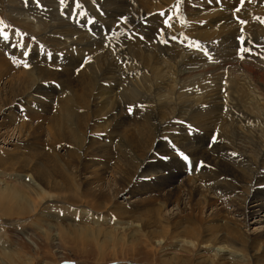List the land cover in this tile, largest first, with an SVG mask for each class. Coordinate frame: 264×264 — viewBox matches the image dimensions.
Here are the masks:
<instances>
[{"label":"bare ground","instance_id":"obj_1","mask_svg":"<svg viewBox=\"0 0 264 264\" xmlns=\"http://www.w3.org/2000/svg\"><path fill=\"white\" fill-rule=\"evenodd\" d=\"M47 1L52 3V0ZM114 1L116 9L125 8L130 2L125 0L126 4L120 5L119 0ZM139 1L145 9L148 8L151 15L155 13L154 10L159 9V6L153 5L150 0ZM161 2L170 11L177 10L178 7L180 14L195 16L207 13L208 10L209 18H214L213 25L211 20L207 19L208 28L220 30L221 33L224 31L219 27L217 29L218 23L224 24V30L231 33L234 32L232 27L239 23L241 35L247 37L244 28L247 20V25L251 28L264 29V22L252 10L255 5L256 8H261L262 6L258 5L263 3L255 0H246L245 4L242 0H235L234 7L229 5V0ZM132 3L136 4L137 0H132ZM51 11H48L45 19L35 13V21L31 19L33 22L18 14L15 16L18 21L15 22L32 24L27 32L44 38L48 32L62 28V17L57 16L59 13H56L55 8ZM228 11H231V14ZM46 13L45 11L44 14ZM182 26L168 29V25L162 30V34L177 40L182 38L181 34L188 32L183 31ZM194 34L201 40L199 33ZM148 38L145 39L149 40ZM187 38H184L185 43L181 45L165 48L159 46L162 54H168V49H172L174 56L179 57L178 61L172 59L169 54L168 60L172 62L162 58L156 60L155 55L148 58L151 61V64H148L151 71L157 70V63L167 65L160 75L165 78L163 87L154 81L149 82L151 77L145 78L144 75L148 77L145 71L144 75L140 73L141 64H137L135 60L130 62L129 54H125L119 62L116 61V65H123V68L131 65L136 68L130 70L138 81L130 78L131 75L128 78L127 74H123V79L130 81L129 89L125 86L128 85L125 81L122 83L121 77L113 79L117 86L124 85L132 99L131 108L116 104L107 113L103 111L106 101L102 103L95 115L100 116L99 128L105 131L103 133L100 130L101 134L103 133L101 137L92 138L88 137L85 127L89 116L81 115L77 125L70 120V116L78 114L73 106L74 98L80 100L81 105L89 107L88 96L95 85V81L89 76L96 66L92 65L93 60L86 59L84 65H80V79L78 85H74L70 84V75L66 76V71H54V74L53 70L57 68L41 69L35 62L31 69L26 70L25 68L30 66L29 57L32 55L25 58L21 49L10 51L5 45L0 46V215L7 220L13 216L33 217L34 222L50 218L58 220L61 218L60 212L64 220H67L65 217L68 215L77 216L79 219L76 222L83 227H67L73 230V240L83 244L92 241L99 251L103 247L100 248V244L108 243L113 238H116L113 243L120 241L123 245L128 244L129 240H135V237L146 241L154 240L157 244H164L171 239L176 246L181 243L192 250L198 249L200 245L205 251L209 248L210 255L221 257L222 262H228L232 257V264H244L248 260L252 264H264V73L253 68L251 60L237 62L244 72L245 79L240 74L236 75L235 65L225 68L227 62L218 57L221 56L220 52L230 56L229 52L226 49L223 51L224 48L221 47L231 44L228 37H220L211 42L212 44H206L201 50L197 47L201 42L190 40V45H187ZM232 44L238 48L243 47L241 43ZM34 47H37L36 44L31 52ZM5 49L9 52H4ZM206 49L216 58L212 65L208 64V57L211 56L204 52ZM67 53L66 57L70 56L69 52ZM253 53L250 55H254ZM136 57L141 58L142 53ZM261 62L255 61L258 65L262 64L264 70V60ZM179 63L194 67L197 75L192 79L188 77V80L176 72L174 74L167 70H173ZM18 67L21 69L14 72ZM146 68L148 67L143 66L144 70ZM107 74H102V71L99 73L98 85L102 86L105 84L101 83L102 81L110 80ZM168 75L173 76V80L169 79ZM131 79L135 84L131 83ZM39 81L48 85L58 81L61 87L69 85L66 88L68 94L62 96V100L52 103L51 105L56 107L49 108L48 113L47 110H42L38 98L40 89L47 85L41 86ZM205 92L207 100L204 101L199 95H204ZM67 95L70 98L65 97ZM53 96L49 103L57 97ZM137 97L138 100H133ZM247 97L253 99L249 107L243 103ZM20 100L25 102L21 103ZM198 103H206V106H203L208 108L197 110L195 105ZM57 105L62 108L61 113L55 111ZM139 105L141 108L147 106L143 108L147 117L141 116ZM134 107L138 108L135 114L140 116L139 118H128L127 122L114 125L121 119V115H124L123 110L130 109L134 112ZM193 107L195 109H192ZM163 108L167 110L161 111ZM163 112L169 115L162 116ZM20 113L26 116L23 122ZM185 119L187 123L198 119L205 123L204 125L207 124L208 140L192 144L183 133H177L174 127L186 124V121H182ZM33 122L36 124L31 125ZM87 130L94 132L88 125ZM252 132L254 134H251ZM160 137L163 139L160 140ZM234 137L239 138L241 146L234 143ZM93 144L101 155L96 152ZM46 146H50L51 152L45 149ZM59 149L63 151L59 153ZM173 149L179 152L175 156L171 152ZM181 155H184V160L188 157L193 171L182 167V161L179 160ZM94 156L99 157L91 159ZM198 160H203V165L199 166ZM190 173H194V177H188ZM121 198L128 201L129 207L120 202ZM40 224L36 225L37 230L45 240L51 239L52 245L57 244L56 236H70L69 232H65L68 229H63L65 227L56 229ZM118 224L120 226H115ZM251 224L258 225L253 232L248 231ZM24 234L27 235L19 233L18 236Z\"/></svg>","mask_w":264,"mask_h":264},{"label":"rangeland","instance_id":"obj_2","mask_svg":"<svg viewBox=\"0 0 264 264\" xmlns=\"http://www.w3.org/2000/svg\"><path fill=\"white\" fill-rule=\"evenodd\" d=\"M108 1L109 0H79V1L78 0H52L51 1L52 3H48L47 0H0V36H1L0 46L5 45L9 50L21 49V52L24 53L25 58L28 57V53L29 55H32V57H29L30 66L26 67L25 68L26 70L31 69L33 67V64H35V62L37 63L36 64L37 66L41 67V69L48 70L50 68L51 69L57 68V69H54L53 72L54 71H59V72L66 71V76L70 75V78H69L70 84L72 83L74 85H78V82L80 79V77L78 76L81 73L80 65L83 66L84 61L86 59H89L91 61L93 60L91 63L92 65H96V66L93 68L94 70L89 74V76L93 81H95V85L90 95L88 96V101H90L89 107H86L84 104L81 105L79 103L80 100H78L77 98H74L73 106H74L75 111H77L78 114L77 115L72 114L70 116V120L76 125L80 123L79 121L81 119L80 118L81 115L85 114L89 116L90 119L87 122L88 124L86 123L85 127H86V132H88L87 134L88 137L91 136L90 138H92V136L101 137V135H103L104 133L103 131H105V129L99 128L98 120L100 119L99 118L100 116L95 115V111H99L102 103L106 101L103 111L107 113L111 110V108H114L116 104H122L124 106L131 108L130 104L132 103V99H130V97L128 96L129 94L125 90L124 85L122 87H119L113 83V79L119 78V77H121V81L123 83V81H125L123 79V74H127L128 78L130 77V75H131L130 78H134L133 72L130 70V69L132 70L136 69L134 66L131 65L127 68H123V65L121 66L116 65V61L119 62V60L125 57V54L130 55V62L132 60H135L137 64H141L142 71H140V73L143 74V71L147 72L148 77H146L144 74L143 75L145 78L151 77L149 79V82L154 81L155 83L158 84V86L160 87L164 86L163 84H164L165 78H162L160 75L161 73L165 71V67L167 65H165L164 63L158 64L156 61L157 70L155 72L153 70L151 71L149 69L150 67L148 66V64H151V61L148 60V58L150 57V55H155L157 56L156 60L158 58L168 60L169 58L168 54H169L170 57H172V59H175L178 61L179 57L174 56L172 49L170 50L168 49V54L167 53L162 54L159 51V46H161L162 48H165V47H170V45H181L185 43L183 37L177 38V40H174L172 37L162 34V30L168 25H170L168 29H176L177 26L180 27L183 24L182 26L183 31L184 30L188 31L186 32V34L189 35L187 36L188 37L187 40L189 42L187 45H190L191 43L190 40L197 42V43L201 42V43H198L197 45V47H200L199 48L200 50L202 48H205L204 46L206 44L211 43L220 37H228V41L231 44L228 46L221 45V47L224 48L223 51L227 50L230 56H227V54L225 55V52H220L221 56L218 57V59H223L224 61L227 62L224 65V67L229 68L230 65L232 66L235 65L236 75L240 74L242 78H244L243 77L244 72L243 70L239 68L240 66H238V63L240 61L246 62V61L251 60V62L253 61L252 63L254 64L253 68L264 73L262 64L258 65L255 63V61L262 63L261 60H264L263 58L264 57V29L255 30L251 28L249 25H247L248 20L246 21V25L244 27L246 31L245 34L247 35V37H243L239 31V27H238L239 23L238 25L232 27V30L234 31L233 33H231L230 31L224 30L226 26L224 24L221 25L220 23H218L216 27L217 29L218 27L221 28L224 31L222 33L220 32V30L219 31L211 30L210 28H208L207 26L208 25L207 19L209 18V15L207 14L208 10H207V13H202L200 15H195V16L192 14H182V13L180 14L178 7H177V10L170 11V10H167L166 7L163 6V3L161 2V0H150L152 3H154L153 5L159 6V9L154 10L155 13L151 15V13L148 12V8L145 9V7L142 6L139 0H137L136 4L132 3V0H130L129 5L131 6L126 5L124 6L125 8H122V9L115 8L116 4L114 0H110L109 1L110 3ZM159 1H160V4H158ZM245 1L242 0L244 4H245ZM255 1H258L259 3L261 2L263 3V5H258L259 7L262 6L261 8H256V5H255L253 6L252 10L258 16V18L260 17L259 19H261L264 22V15H263L264 14V0L263 1L255 0ZM102 2L105 3L106 6ZM108 3H109V7H108ZM118 3L120 5H123V4H126V1L119 0ZM235 3H236L235 0H229V5L234 7ZM81 5L83 6V8ZM54 8L57 11L56 13L57 14L59 13L57 16L62 17V18L59 17L62 19V23H61L62 28L60 29L56 28L53 31L48 32L46 34V37L44 38H41L40 36H36L30 32H27V29L29 27H32L31 26L32 24H29V23L17 24L15 22V21H18L17 19H15V16H17L18 14H20L22 18L25 16L28 17V19L31 22L35 21L34 19H36L35 13L39 14L40 18L45 19V16L48 15V11L52 12L51 10H53ZM111 8L113 10H111ZM45 11L47 12L46 14H44ZM79 11L81 12L79 13ZM190 11L192 12V10ZM195 11L197 10L195 9ZM228 13L231 14V11H228ZM213 20L214 18L213 19L209 18V21L212 23V25L214 23ZM80 22L83 23L82 26ZM67 23L68 24L70 23L69 24L70 26ZM195 24L196 26L194 27L193 25ZM185 25L186 27L184 29ZM208 30H210V32ZM204 31L207 33L205 34ZM56 33H59V34L57 35ZM194 33H196V35L199 33L201 40L200 38L196 37ZM213 34L214 35L216 34V35L214 36ZM31 35H33L34 37ZM241 36L242 38H240ZM67 37H69V39ZM145 38H148L149 40H146ZM85 42H87V44ZM132 42H134V44ZM232 42L241 43L243 47L238 48L235 44H232ZM29 43L31 46L29 45ZM34 44H36L37 47H34L33 51L31 52V49L33 48ZM74 45H77V46L75 47ZM38 46L41 47V49L43 50L42 52L38 51L39 50ZM88 46H91V48ZM27 47L29 48L28 52H27ZM25 52L27 53L25 54ZM67 52H69L71 57L69 55L66 57L65 53ZM197 52L200 53L199 50ZM204 52L208 53V55L213 58L212 52H209L207 49ZM252 52H254L253 53L254 55H250ZM139 53H142L141 58L136 57V55ZM245 54L248 57L246 56L244 57ZM80 56L81 57L83 56V57L81 58ZM211 57H208V64L210 65H212L214 63V60L216 59V58L212 59ZM10 59H11V56H10ZM168 61L172 62L170 60ZM52 64L55 65L56 67H53ZM143 66H146L148 68L144 70ZM64 67L66 68V70H64ZM170 67H173V66L170 65ZM192 68H193V71H192ZM20 69L21 67H18L14 70V72L19 71ZM167 70L174 74L177 73L180 76H182V78H185V79H188V77L192 79L193 77L197 75L196 69L194 67L187 65V64H182V63H179L176 66H174L173 70L169 68ZM101 71H102V74L104 72H107L108 73L107 76L108 78H110V80L107 82L102 81L101 83H105L102 86L98 85L99 83L97 82V80L100 78L99 73ZM168 78L173 80V76L168 75ZM134 79L138 81L137 78H134ZM206 79L208 80V76H206ZM131 80H132L131 83L135 84V81L133 79ZM57 82L58 81H56V83ZM125 82L128 84L125 86L127 87V89H129L130 81L128 80ZM56 83L48 85V84H42V82L39 81V84L41 86L47 85L45 88L44 86L43 88L41 87L42 89H40V92L38 94V98L40 100L39 101L40 106H42L41 108L43 111L47 110L46 113H48L49 108L55 109L56 105H51L52 103H56V101L59 99L62 100L63 99L62 96H64L65 94H68V90L66 89L69 86L68 84H65L63 85V87H61V85H59L58 83L56 84ZM63 88H65L64 91H63ZM207 90H208V87H207ZM165 93L168 94L166 90H165ZM207 94H208V91H207ZM207 94L205 92L204 95H199V96H202L203 100L205 101L207 100L206 98ZM52 96L53 97L57 96L58 98L55 97L49 103L48 101L50 100ZM65 97H69V95ZM138 99L139 97L134 98L133 100H138ZM20 102L23 103L25 101L20 100ZM252 102H253V99L248 98V97L247 99L243 100V103L246 107H249V105ZM203 105L206 106V103H200V105L198 103L195 105V108L197 110L199 108L201 109L208 108V107H204ZM139 106H140L139 107L140 109L134 107V112L131 111L130 109L123 110L124 115L123 116L121 115V119L118 120L114 125H118L122 122H127L128 118H132V119L139 118L140 116H137L135 114L137 109L142 112L141 114L142 117H147V113L144 114L145 110L143 109L147 106H143L142 108H141V105ZM57 107L58 108L55 111H57V113L59 112L61 113L62 108L58 105ZM195 108L193 107L192 109H195ZM165 110H167V108H163L161 111H165ZM55 111L53 110V113H55ZM22 114H20L21 121L26 118V116ZM161 115L167 116L169 115V113L163 112L161 113ZM262 116H264V114ZM203 117L206 118L207 116H203ZM178 118H181V117H178ZM182 121L184 123L186 121V124H179L178 126L174 127V129L175 130L177 129L176 130L177 133H183L190 140L192 144L204 142L208 140V125L207 124L204 125L205 123L201 122L198 119L194 120L193 123L191 122L187 123L186 119ZM35 124L36 123L33 122L31 125H35ZM87 125L89 127L91 126L94 132L93 131L90 132L89 130H87ZM256 125L258 124L256 123ZM100 130H102L103 132L102 134ZM251 134H254V132H252ZM162 139L163 138L160 137V140ZM234 141H235L234 143L236 144L238 143V146L242 145L238 137H234ZM93 145L96 148V152L99 155H101V153L97 151L98 150L97 146L95 144ZM45 149L48 152H51L50 146H46ZM62 151L63 149H59V153H61ZM171 152L173 153V156L179 153L175 149H173V151L171 150ZM183 156L184 155L179 156L180 157L179 160L182 161ZM95 157H99V156H94L91 159ZM175 163H178V162H175ZM178 164H181V163H178ZM182 167H187L189 168L190 171L194 170L188 157H186V160H184V162L182 161ZM165 175H166V172H165ZM187 176L194 177V173H190ZM161 191H164V190H161ZM182 196L184 199H186L184 195ZM120 202L125 204L126 207H129L128 201L126 199L121 198ZM171 207L172 206H170V208ZM77 210H79V208H77ZM59 217L61 218L58 220H55L54 218H50L47 220L45 219L46 220V221L44 220L45 222L43 220L39 222L35 220L34 222L33 217L21 218L19 216L17 217L13 216L7 220L5 217H2L0 215V264H60V262H67V264H230V263L232 264L234 262L232 257H230L229 260H227L228 262H222L221 257L220 258L213 257V255H210L211 253L209 252V248L208 250L205 251L201 245L196 250H192L189 247L187 248L185 245L182 246L183 244L181 243L178 244L179 246L178 245L176 246L175 243H172L171 239H168L164 244H157V242L154 240L146 241L145 239H142L140 237H135V240H129L128 244L123 245L120 241L113 243L114 240L116 241V238H113L111 239L112 241L108 243H104L102 245L100 244V248L101 246L103 247H102V250L99 251L98 247L92 241H89L87 244H83L82 242L73 240L72 238L73 230L67 227H77V228H79V226L83 227L81 224L77 223L78 222L77 219H79V217L77 216L72 217L68 215L67 217H65L67 220H64L63 216H59ZM39 223H41L40 225H43V227H45V225H50L56 229L65 227L63 229L65 230L68 229L65 232L66 233L69 232L70 236L69 235H65V236L58 235L56 236V240H55L57 244L52 245L51 239L45 240L41 236V233H39V231L37 230L36 227L39 225ZM115 226H120V225L118 224ZM257 227L258 225L251 224L249 226L248 231L253 232L254 229H256ZM19 229H24V231H20ZM19 233L20 234L27 233V235L24 234L23 236L21 235L19 237L18 236ZM244 264H252V263L248 260L247 262H244Z\"/></svg>","mask_w":264,"mask_h":264}]
</instances>
